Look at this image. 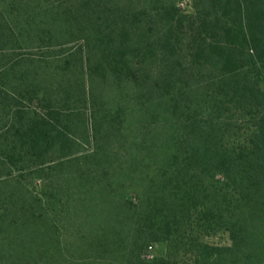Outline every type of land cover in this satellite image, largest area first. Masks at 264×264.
<instances>
[{
	"label": "trees",
	"instance_id": "trees-1",
	"mask_svg": "<svg viewBox=\"0 0 264 264\" xmlns=\"http://www.w3.org/2000/svg\"><path fill=\"white\" fill-rule=\"evenodd\" d=\"M198 4L203 11L196 7V16L188 19L186 68L174 60L186 23V16L174 8L175 0L71 2L64 14L72 15L79 39L89 40L88 51L95 57L90 65L82 46L71 50L54 42L48 22L38 23L36 38L27 40L10 29L13 25L17 32L27 33L18 27L16 5L9 4L8 18L0 12V177L77 153L81 144L75 131L81 134V127L73 108L87 103L88 72L101 80L125 77L146 89L150 103L142 101L149 112L155 111L150 118L157 116L171 132L176 149L160 165H150L154 145L136 162L148 167L152 176L146 211L134 206L129 214L140 227L128 243L124 264H264V234L245 230L261 217L264 233V0ZM33 41L38 52L27 51ZM157 61L166 64L162 84L160 75L139 73V67L150 68ZM199 76L204 77V94L190 109L181 98L192 94L186 92L189 80ZM54 77L59 82L52 87ZM175 81L187 84L181 88L184 94L172 91ZM200 82L190 88L200 89ZM201 101L222 104L248 121H258L237 154L249 171L232 176V161L229 169H220ZM231 123L220 125L231 128ZM217 173L224 175V182L215 180ZM221 231L228 234L229 245L205 241ZM112 236L101 238L106 247L102 251L115 252ZM156 242L163 243V252L143 258L148 243Z\"/></svg>",
	"mask_w": 264,
	"mask_h": 264
},
{
	"label": "rangeland",
	"instance_id": "rangeland-1",
	"mask_svg": "<svg viewBox=\"0 0 264 264\" xmlns=\"http://www.w3.org/2000/svg\"><path fill=\"white\" fill-rule=\"evenodd\" d=\"M79 1L0 0V12L8 18L12 9H8L9 4L16 5L20 11L18 27L25 28L27 33L17 32L13 25L10 29L15 30V36L27 40L36 38L38 23L45 25L48 22L54 42L63 43L71 50L82 46L90 65L95 57L88 51L89 40L79 39L72 15L64 14L71 2L77 4ZM196 7L203 11L198 0H175L174 8L186 16V23L180 32L182 42L174 60L185 68L190 34L188 19L196 16ZM131 39L135 37L132 35ZM36 44L33 41L27 51L38 52L34 49ZM139 68V73L151 72L152 78L160 75L162 84L166 64L157 61L150 68ZM150 79V76L144 78ZM52 80V87H55L59 78ZM85 81L87 103L73 108L77 114L76 122L81 127V134L80 130L75 131L81 144L77 153L63 160L53 159L52 164L40 168L33 166L0 177V264H124L128 243L140 227L137 228L138 221L132 220L129 214L134 206L141 205L146 211L148 206L144 200L152 176L148 167H140L136 162H141L154 145L150 165L157 167L176 146L170 141L171 132L162 126L161 119L154 115L150 118L149 114L155 111L147 110L146 104L150 102L146 100L149 99L146 89L125 77L115 80L109 76L101 80L89 72L85 74ZM197 81H201V88L196 85L190 88ZM174 85V93H183L181 88L187 84L175 81ZM204 86L203 76L190 79L186 92L192 94L181 98L183 104L194 108V103L204 94ZM201 103L205 105L203 101ZM203 113L205 122L208 120L207 125L212 128V148L221 161L220 169H229V161H232L235 165L230 169L232 176L249 171L237 154L241 153L240 145L248 137L247 133L258 127V121H248L238 111L214 102L206 104ZM225 120H231V128L223 126ZM97 160L101 161L100 165ZM215 180L222 183L225 177L217 173ZM142 212L139 218H143ZM260 222L261 217L256 225L246 227L247 234L253 230L264 234ZM111 235L115 252L102 251L106 247L101 238L109 239ZM262 238L264 240V236ZM205 241L217 246L230 244L224 231ZM164 249L163 243H148L142 257L151 259Z\"/></svg>",
	"mask_w": 264,
	"mask_h": 264
}]
</instances>
